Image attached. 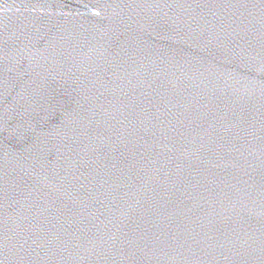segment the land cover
<instances>
[{
    "label": "water",
    "instance_id": "95a60500",
    "mask_svg": "<svg viewBox=\"0 0 264 264\" xmlns=\"http://www.w3.org/2000/svg\"><path fill=\"white\" fill-rule=\"evenodd\" d=\"M0 264H264V0H0Z\"/></svg>",
    "mask_w": 264,
    "mask_h": 264
}]
</instances>
